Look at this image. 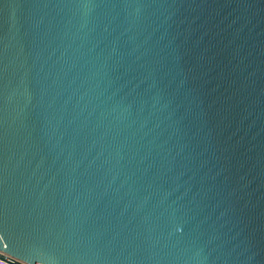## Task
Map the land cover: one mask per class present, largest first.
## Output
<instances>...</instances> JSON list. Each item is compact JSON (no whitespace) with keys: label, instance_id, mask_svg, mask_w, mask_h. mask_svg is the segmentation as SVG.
<instances>
[{"label":"water","instance_id":"water-1","mask_svg":"<svg viewBox=\"0 0 264 264\" xmlns=\"http://www.w3.org/2000/svg\"><path fill=\"white\" fill-rule=\"evenodd\" d=\"M0 259L264 264V0H0Z\"/></svg>","mask_w":264,"mask_h":264},{"label":"snow or ice","instance_id":"snow-or-ice-1","mask_svg":"<svg viewBox=\"0 0 264 264\" xmlns=\"http://www.w3.org/2000/svg\"><path fill=\"white\" fill-rule=\"evenodd\" d=\"M0 264H6V261L4 259H0Z\"/></svg>","mask_w":264,"mask_h":264}]
</instances>
